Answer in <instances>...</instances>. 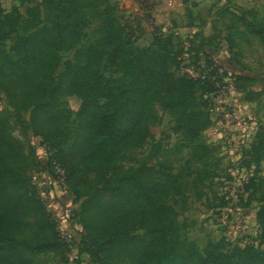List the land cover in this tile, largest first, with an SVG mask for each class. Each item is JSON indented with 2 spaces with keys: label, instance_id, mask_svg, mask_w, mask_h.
<instances>
[{
  "label": "rangeland",
  "instance_id": "1",
  "mask_svg": "<svg viewBox=\"0 0 264 264\" xmlns=\"http://www.w3.org/2000/svg\"><path fill=\"white\" fill-rule=\"evenodd\" d=\"M1 1L6 11L18 6L22 13L17 32L6 42L8 51L19 38L37 29L52 28L63 19L75 20L80 13L86 17L81 41L58 52L56 83L68 62L79 61L77 54L90 47L101 53L93 83L124 77L123 57L112 63L109 57L114 45L99 43L105 35L102 25L112 15L121 28L133 27L132 43L143 55L147 75L155 76L168 66L177 78L197 81L195 95L190 98V108L196 111L193 122L175 130L176 119L167 99L153 101L145 139L125 149L119 166L147 169L149 177L141 189L150 190L158 203L166 206L168 221L181 242H195L201 249L217 242L228 252L249 246L264 251V0ZM106 3L115 4L113 13L105 10ZM131 3L134 11L120 9ZM150 6L155 7L154 29L142 26L147 17L143 13ZM186 49L188 56L183 57ZM211 72L228 91L217 100L211 99L208 108L209 87L203 77ZM23 95L19 88L0 82V111L12 136L23 143L27 153L36 152L53 178V159L62 157L71 163L69 148L81 127L77 113L82 98L60 96L57 108L68 120L41 130L34 122L33 108L23 103ZM201 109L205 113L209 110V125L190 140L189 129L206 124L205 116L197 114ZM45 142L51 145L48 149L43 147ZM39 169L31 165L26 179L29 190L40 197L33 182L36 172L42 171ZM84 179L79 175L71 179L83 193L87 189ZM136 192L114 199L134 201ZM87 200V196L75 199L71 191L50 197L48 204L42 200L48 213L52 209L58 213V218L51 219H57L54 222L64 229L61 231L69 239V247L65 253L34 256V264H134L123 254L116 255L115 246L105 253L93 237L82 240L77 218L73 221L69 215H75ZM243 231L251 245L240 236ZM133 234L144 236V231L137 229Z\"/></svg>",
  "mask_w": 264,
  "mask_h": 264
},
{
  "label": "trees",
  "instance_id": "2",
  "mask_svg": "<svg viewBox=\"0 0 264 264\" xmlns=\"http://www.w3.org/2000/svg\"><path fill=\"white\" fill-rule=\"evenodd\" d=\"M105 10L113 13L115 6L106 3ZM21 18L18 6L6 11L0 0V82L23 92L22 101L33 108L34 122L41 130L68 120L57 108L60 96L82 98L77 113L81 127L69 148L71 163L62 157L52 160V165L57 162L65 168L68 188L75 199L87 196L86 204L75 213L82 240L93 237L105 253L115 246L116 255L123 254L134 264H264V251L254 246L228 252L217 242L205 249L192 241L181 242L168 221L166 206L159 204L150 190L141 189L149 177L147 169L119 166L125 149L145 139L153 101L167 99V107L176 119L175 130L193 122L196 111L190 108V98L195 95L197 81L177 78L168 66L155 76L147 75L143 55L132 43L133 27L121 28L112 15L102 25L105 35L99 43L114 45L109 57L112 63L123 57L124 77L93 83L101 53L90 47L77 54L79 61L68 62L56 83L58 52L62 48L70 50L81 41L86 17L80 13L75 20L63 19L52 28L37 29L19 38L8 51L6 42L17 32ZM204 80L211 94L214 83L207 77ZM207 101L209 108L210 97ZM201 112L197 114L205 116L206 124L189 129L190 140L209 125V110ZM31 165L39 170L48 168L35 151L27 153L23 143L12 136L9 122L0 111V264H34V256L65 253L69 247L41 198L29 190L26 171ZM76 175L85 178V193L72 182ZM135 191L134 201L114 199ZM137 229L143 230L144 236L134 235ZM90 252L94 254V250Z\"/></svg>",
  "mask_w": 264,
  "mask_h": 264
},
{
  "label": "built area",
  "instance_id": "3",
  "mask_svg": "<svg viewBox=\"0 0 264 264\" xmlns=\"http://www.w3.org/2000/svg\"><path fill=\"white\" fill-rule=\"evenodd\" d=\"M190 46H191V44H190ZM187 51H188L187 49H186V51H184L183 57L188 56ZM211 73H213V72H211ZM213 74H214L213 76L208 75V76L203 77V78H206V77L210 78L214 83L215 90L210 94V102H211V99H215V100L219 99L221 95L226 94L228 91L225 86L219 85V82L217 81V78L215 77V73H213ZM43 145H44L43 147L45 149L49 148L47 143H44ZM53 172H54L53 178L51 177L49 170L38 171L33 176V182L40 189V191H39L40 197L42 198L43 202H45L46 204H48L50 197H55L56 195H64V193L69 191L68 183H67V173H66L65 168H63L60 163L54 162L53 163ZM50 215H51V218H53V217L58 218V213L55 211V209H52L50 211ZM69 217L74 218V219H71L73 221L76 219V215H74V214L69 215ZM55 220H57V219H55ZM58 230L61 233V236L68 243L69 239L65 236V233L61 231L64 229H62V227H60V229H59V227H58ZM240 234H241L240 235L241 237H245L248 245L252 244V240L248 239V235L245 233V231H243V233H240ZM68 245H69V243H68Z\"/></svg>",
  "mask_w": 264,
  "mask_h": 264
},
{
  "label": "crops",
  "instance_id": "4",
  "mask_svg": "<svg viewBox=\"0 0 264 264\" xmlns=\"http://www.w3.org/2000/svg\"><path fill=\"white\" fill-rule=\"evenodd\" d=\"M111 4H113V3H111ZM113 5L115 6V4H113ZM150 7L151 8H149L147 11L145 10L143 13V15L146 14L147 17H145V19L143 20L142 26L143 27L149 26L150 29H154L157 26L155 19H154L155 18V7H152V6H150ZM120 9L121 10L123 9L124 11H127L128 13L134 11V7H133L132 3H131V5L130 4H124V5H122V7H120Z\"/></svg>",
  "mask_w": 264,
  "mask_h": 264
}]
</instances>
